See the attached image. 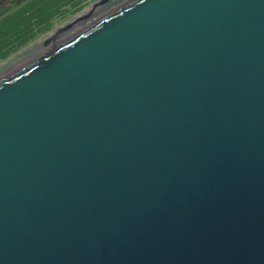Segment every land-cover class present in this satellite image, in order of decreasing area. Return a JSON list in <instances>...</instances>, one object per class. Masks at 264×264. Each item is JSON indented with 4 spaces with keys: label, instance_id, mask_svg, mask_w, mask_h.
<instances>
[{
    "label": "water",
    "instance_id": "obj_1",
    "mask_svg": "<svg viewBox=\"0 0 264 264\" xmlns=\"http://www.w3.org/2000/svg\"><path fill=\"white\" fill-rule=\"evenodd\" d=\"M95 7L0 78V264H264V0H128L48 47Z\"/></svg>",
    "mask_w": 264,
    "mask_h": 264
},
{
    "label": "trees",
    "instance_id": "obj_2",
    "mask_svg": "<svg viewBox=\"0 0 264 264\" xmlns=\"http://www.w3.org/2000/svg\"><path fill=\"white\" fill-rule=\"evenodd\" d=\"M34 5L0 18V60L7 59L32 41L37 33L49 31L48 24L43 22L48 6L36 8Z\"/></svg>",
    "mask_w": 264,
    "mask_h": 264
},
{
    "label": "flooded vegetation",
    "instance_id": "obj_3",
    "mask_svg": "<svg viewBox=\"0 0 264 264\" xmlns=\"http://www.w3.org/2000/svg\"><path fill=\"white\" fill-rule=\"evenodd\" d=\"M3 1L4 0H0V6H11L8 12L4 14L3 18L17 10H25L30 5L35 4L34 7L36 8H40L41 6L43 7V5H47L48 7L46 8L47 10L44 13L43 22L45 24H51L53 20H73L74 18L80 16L81 13H85V9L88 10L89 7L92 5H96V7L93 9V12H95L99 8H115L127 2L128 0H25L17 6L15 5L14 0H5V2L2 3Z\"/></svg>",
    "mask_w": 264,
    "mask_h": 264
},
{
    "label": "bare ground",
    "instance_id": "obj_4",
    "mask_svg": "<svg viewBox=\"0 0 264 264\" xmlns=\"http://www.w3.org/2000/svg\"><path fill=\"white\" fill-rule=\"evenodd\" d=\"M108 10H110V9L99 8L95 12H92V13L90 12L91 14H88L89 16L86 15L85 18H81L79 21H76L73 25L70 26V28H68V29L60 32L56 36H54V38H52L54 40H51L52 42L49 43L48 47L57 45L58 43H60L61 41H63L67 37H69L72 33L76 32L77 30L82 28L84 26V24L89 23L90 21L101 16L103 13L107 12ZM45 47L46 46H43V45L38 46L36 49H33L31 52H29L27 55H25L22 59L20 58L19 60L14 61L11 64V66H9L5 71H3L0 78L4 75L8 74L9 72L19 68L20 66H22L23 64H25L29 60L33 59L35 56H37L40 53H42L43 51H45L46 50Z\"/></svg>",
    "mask_w": 264,
    "mask_h": 264
},
{
    "label": "rangeland",
    "instance_id": "obj_5",
    "mask_svg": "<svg viewBox=\"0 0 264 264\" xmlns=\"http://www.w3.org/2000/svg\"><path fill=\"white\" fill-rule=\"evenodd\" d=\"M15 1V0H14ZM5 0L2 2L4 3ZM9 2V1H8ZM87 10V9H86ZM85 11V10H84ZM82 11V12H84ZM71 19H68L66 21L62 20H53L51 24H48L49 31L44 33H37L35 38L27 43L22 48L15 51L11 56H9L5 60H0V76L2 75L3 71H5L14 61L22 59L25 55H27L29 52H31L33 49H36L38 46H41L46 38H49L54 32L55 29L59 26H63L65 23L69 22Z\"/></svg>",
    "mask_w": 264,
    "mask_h": 264
}]
</instances>
